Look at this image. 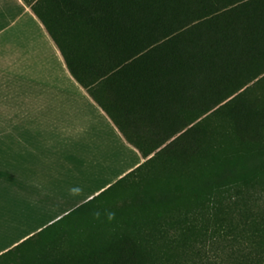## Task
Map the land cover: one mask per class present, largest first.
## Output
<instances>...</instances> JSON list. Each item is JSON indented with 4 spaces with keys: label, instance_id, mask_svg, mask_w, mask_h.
I'll return each mask as SVG.
<instances>
[{
    "label": "trees",
    "instance_id": "obj_1",
    "mask_svg": "<svg viewBox=\"0 0 264 264\" xmlns=\"http://www.w3.org/2000/svg\"><path fill=\"white\" fill-rule=\"evenodd\" d=\"M57 2L82 29L69 71L144 161L87 202L116 212L100 232L47 263L264 264V0Z\"/></svg>",
    "mask_w": 264,
    "mask_h": 264
},
{
    "label": "crops",
    "instance_id": "obj_2",
    "mask_svg": "<svg viewBox=\"0 0 264 264\" xmlns=\"http://www.w3.org/2000/svg\"><path fill=\"white\" fill-rule=\"evenodd\" d=\"M81 30L57 0H0V255L31 237L70 240L72 217L144 161L66 65L60 47H80ZM41 253L37 264L76 250Z\"/></svg>",
    "mask_w": 264,
    "mask_h": 264
},
{
    "label": "rangeland",
    "instance_id": "obj_3",
    "mask_svg": "<svg viewBox=\"0 0 264 264\" xmlns=\"http://www.w3.org/2000/svg\"><path fill=\"white\" fill-rule=\"evenodd\" d=\"M124 161L125 160L121 158V160L109 161V163L110 164L114 163V165L117 166V169H121L122 166L125 164ZM116 163H118V165ZM112 193L113 191L107 193V195L112 194ZM122 195H123L122 199L124 200L126 194H122ZM122 201L118 200L117 205H119V203ZM99 202L100 201H96L88 205L87 207H85L84 209L85 216H83L82 218L78 217L79 214L72 217L73 219H72V222L70 223L71 224L73 223V224L70 226V228H68V232H67L68 234L66 237V239L69 238L70 240L66 241L65 239L63 240L61 239V240L51 241L52 237L50 238L48 236L49 238L46 237L47 239H44L45 241H43L42 243L40 240H38V242L30 241L29 243L24 245L21 249V250L26 249L27 255L24 256V255H21V253L19 252H15L14 254L10 255V258L7 261H4L1 264H37L36 260L37 258H39V256H35V255L42 254L41 252L43 251L53 252L54 251L53 247L54 248L65 247V248H73L76 251L79 250V247H78V244L75 238L85 235L87 231L89 232L91 231V235L95 233L94 236H96L98 232H100V231L96 232V230L97 228L99 229L101 223L103 221L111 219L116 214L114 208L112 207V204L110 205L107 204L108 206L103 207V205L100 204Z\"/></svg>",
    "mask_w": 264,
    "mask_h": 264
}]
</instances>
